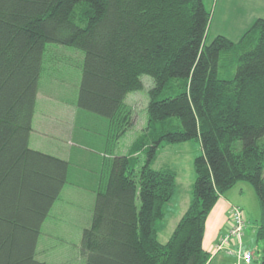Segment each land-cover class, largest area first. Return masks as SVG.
Masks as SVG:
<instances>
[{
  "label": "trees",
  "instance_id": "obj_1",
  "mask_svg": "<svg viewBox=\"0 0 264 264\" xmlns=\"http://www.w3.org/2000/svg\"><path fill=\"white\" fill-rule=\"evenodd\" d=\"M210 21L203 0H0V264H48L36 243L68 183V160L28 145L44 64H61L54 44L81 51L76 105L108 121L111 145L131 125L127 95L153 78L149 132L104 161L84 264H207L206 218L238 181L261 210L249 264H264V17L206 44ZM193 138L190 200L163 242L176 173L153 163L161 145Z\"/></svg>",
  "mask_w": 264,
  "mask_h": 264
},
{
  "label": "rangeland",
  "instance_id": "obj_2",
  "mask_svg": "<svg viewBox=\"0 0 264 264\" xmlns=\"http://www.w3.org/2000/svg\"><path fill=\"white\" fill-rule=\"evenodd\" d=\"M203 2L211 13L210 25L205 36L206 44L210 43L219 34L225 35L232 41H237L256 18L264 17V0H203ZM52 46L54 47L53 49H61L59 55L61 64L57 67L44 64L46 71L44 70L42 74L33 112V131H31L33 132L34 140L30 141L28 145L30 148L39 151L40 149L36 148V146L51 148V150L53 149L57 152L72 146H86L93 153L87 147V144L93 139L94 144L101 146L104 139L108 138L109 123L106 119L79 109L76 105V62L79 61L78 52L81 51L64 45L55 46L54 44ZM65 56L69 59L66 60ZM227 66L231 69L230 65ZM142 81L143 87L139 90L131 91L126 97L125 101L131 108L132 120L131 125L112 145L115 153L129 152L128 150L134 141L149 132L147 103L149 100L148 91L153 85V78L145 74L142 76ZM74 139H79L85 145ZM94 153L100 155L98 149ZM200 153L201 143L199 138L183 142L165 143L157 151V156L153 163L154 167H168L176 173L175 190L171 199L164 204L162 219L156 223L157 227L161 226L158 234L160 241L164 242L168 239V235H170L169 233L175 223V218L174 216L172 217V214L182 211L185 200L191 195L196 177L194 158ZM96 158L98 157L93 156L94 160ZM76 161L79 163L78 154H76ZM80 165L77 169L80 168V172L84 173L86 167H80ZM87 165L89 168V164ZM68 185L69 187L64 189L53 211H50L46 226L41 228V240H43V244L47 243V245L44 244L46 248H41L39 245L37 255L45 258L48 264H84L85 261V251L81 246L79 233L81 227L75 225L87 220L88 212L86 211L89 197L86 195V191L92 192L93 190H86L85 186L82 185L83 190H86L83 191L80 189V184L73 181L70 182V180ZM226 194L231 195L228 197H231L229 199L233 206H239L243 209L249 224L245 231L248 232L247 234H249L251 239L254 228L259 223V214L261 213L253 187L246 181H238L227 190ZM167 211L171 212V216L167 217L164 224L161 225ZM60 216H65V220L68 219L75 225L66 230L62 226V222H58L61 220ZM228 217V222H230L231 206L228 211ZM52 238L54 239L53 247L48 248ZM214 245L212 247L213 253H210L207 263L211 256L224 250L234 257L232 264H238L241 259L240 250H236L229 243L227 248L221 249L217 246L219 248L215 251ZM243 245L245 247L242 242ZM257 245L261 248L263 242L257 241ZM245 249L248 248L245 247L242 250ZM56 253H58V259L60 260L56 258ZM256 254L260 256L261 252L257 251Z\"/></svg>",
  "mask_w": 264,
  "mask_h": 264
},
{
  "label": "crops",
  "instance_id": "obj_3",
  "mask_svg": "<svg viewBox=\"0 0 264 264\" xmlns=\"http://www.w3.org/2000/svg\"><path fill=\"white\" fill-rule=\"evenodd\" d=\"M262 17V16H261ZM76 98V96H75ZM32 122H33V117H32ZM33 131V129H32ZM31 131L30 135H29V142L34 140L33 139V132ZM109 136V135H108ZM77 140L80 144H84L82 141H80L79 139H74ZM101 146H98V144H94V140L92 139L90 143L87 144V147L89 149H91L92 152H90L86 146H72L69 147L68 149L62 150L61 152H57L55 150H51V148H42L39 146H36V148H39L40 151L64 158L66 160H68L70 162V167H69V172H68V182L70 180L73 181L74 183L77 182L78 184L81 185L80 189L83 190V186H85V189H91L92 192L86 191V195L89 197L88 199V208H87V220L83 221L82 223L75 225L72 223V221H68V219L65 220V216H60V219L58 222H62V226L67 230L68 228L75 226H79L81 227V230H79L80 236L83 230V227H86L90 224V219L92 216V208H93V202H94V197H95V190L98 187V184L100 182V177H101V173L103 171L104 168V161L106 158L112 157L115 154L113 146L110 144L109 139H104V141L101 143ZM98 146V147H97ZM35 148V147H34ZM98 149L100 151V155L95 154V150ZM76 154L79 155V163H77L76 161ZM93 156H96L98 158H96L95 160L93 159ZM77 163V164H75ZM81 164V165H80ZM89 164V168L88 165ZM85 166L86 171L84 173L80 172V168H78V166ZM74 174V176H73ZM69 185L68 183L64 186V189L68 188ZM227 192V191H226ZM226 192L224 193L223 196H221L216 203L214 204V206L212 207V209L210 210L206 221H205V231H204V236H203V248L207 251H209V253L212 254V247L215 244L216 241H218L221 237V235H223L227 229V227L229 226L230 222H228V211L230 208V205L232 204V202L230 201L228 196H231L229 194H226ZM229 193V192H228ZM190 198V197H189ZM189 198H187L184 202L183 205V210L182 211H178L175 214H172V217L174 216L175 218V223L174 225L177 223L179 217L181 215H183L185 208L188 205L189 202ZM55 206V205H54ZM54 206L52 207V211L54 209ZM168 209V207H167ZM180 212V213H179ZM50 214V213H49ZM260 215V214H259ZM171 216V212L167 211L165 213V217L163 218L161 225L164 224V221L167 217ZM246 221H247V217L245 216ZM48 218L44 221L43 223V227L46 226ZM230 221V220H229ZM73 225V226H72ZM173 225V227H174ZM248 221L246 223V228L248 226ZM161 226L157 227V235L159 234V230H160ZM172 227V229H173ZM245 228V230H246ZM172 229L170 231L169 234H171ZM244 230V244L245 246H249L252 245V238L255 236V232H253V237L250 239L249 234H247L248 232H246ZM56 233H58L56 231ZM170 236V235H168ZM159 239V238H158ZM53 238H52V242L48 245V248H52L53 247ZM231 245L234 246V241L233 239H231L230 241ZM45 244V243H44ZM43 244V240H41V236L39 235L38 239H37V243H36V257L38 259H42L45 260V258L43 257H39V255H37V252L39 250V245L41 246V248H46ZM47 245V243L45 244ZM235 247V246H234ZM56 258L58 259V253L55 254ZM60 260V259H58ZM234 261V257L231 256L230 254H228L226 251L222 250L216 254H214L213 256H211V259L209 260V262L207 264H232V262ZM47 262V261H46Z\"/></svg>",
  "mask_w": 264,
  "mask_h": 264
},
{
  "label": "built area",
  "instance_id": "obj_4",
  "mask_svg": "<svg viewBox=\"0 0 264 264\" xmlns=\"http://www.w3.org/2000/svg\"><path fill=\"white\" fill-rule=\"evenodd\" d=\"M231 206V221L229 226L227 227L225 233L221 235L220 239L215 243L214 248L215 251L217 248H227L231 239L235 240L236 250H240L241 259L238 264H249L252 260V251L249 249L242 250L241 241L244 235L246 218L244 215V211L239 206ZM219 246V247H217ZM213 253V250H212Z\"/></svg>",
  "mask_w": 264,
  "mask_h": 264
}]
</instances>
